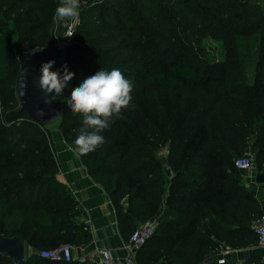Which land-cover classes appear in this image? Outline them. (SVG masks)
<instances>
[{"label": "trees", "instance_id": "obj_1", "mask_svg": "<svg viewBox=\"0 0 264 264\" xmlns=\"http://www.w3.org/2000/svg\"><path fill=\"white\" fill-rule=\"evenodd\" d=\"M156 1L100 0L83 8L73 43L61 51L63 57H57L51 70L63 74V66L77 54L99 53L105 70L118 68L130 81L151 79L157 90L190 89L203 96L206 105L201 112L182 120L150 116L145 122L123 110V118L100 133L105 143L79 159L109 197L127 240L140 223L160 212L152 236L135 253L136 264H264L257 251L239 263L226 258L218 263L222 248L239 251L257 247L253 223L263 213L257 198L244 185L234 160L252 153L255 172L264 173V110H258L253 118L239 112L242 103L264 106V47L260 48L252 83L240 74L238 87L229 89L238 70L228 61L234 34H248L239 30L249 28L248 10L261 1L239 0L238 25L227 33L230 41L224 42L230 43L224 48L229 53L227 61L215 67L207 64L208 73L191 61L168 58L175 38L154 32L165 34L172 21L162 23L161 15L154 12ZM216 2L220 0H166L164 8L177 10L182 4L187 14L200 15L202 11L191 4ZM58 3L0 0V234L18 237L32 250L17 264H91L73 259L50 261L39 254L44 248L65 244L80 247L93 237L85 213L66 184L57 178L55 156L34 148L42 141V128L20 109L16 89L20 65L14 52L28 53L49 46ZM101 15H116L118 29L100 19ZM222 15L228 18L229 12ZM261 40L263 44L264 35ZM191 48L200 60H207L198 52L200 49ZM123 50L133 57L119 60L116 54ZM132 60L151 66L149 79L135 71ZM86 78L73 76L61 95L50 94L60 111L62 138L72 149L83 123L82 116L72 113L67 102L72 89ZM195 133L197 138L189 142ZM23 134L34 135L35 139L27 140ZM19 147L27 148L39 159L33 164L20 161L14 157ZM164 148L170 177H166L163 162L154 154ZM0 264L16 263L0 254Z\"/></svg>", "mask_w": 264, "mask_h": 264}, {"label": "rangeland", "instance_id": "obj_2", "mask_svg": "<svg viewBox=\"0 0 264 264\" xmlns=\"http://www.w3.org/2000/svg\"><path fill=\"white\" fill-rule=\"evenodd\" d=\"M98 1L100 0H80L79 12L83 8L90 5H94ZM165 1L166 0H159L153 2V5L155 6L154 12L161 15L160 20L162 21V23L166 24L167 19H170L172 23L169 25V27H167V31L165 34L156 31L154 33H158L160 37L166 35L168 39L171 36L175 38L174 45L172 46L173 50L168 55V58H170V60L191 61L197 69L202 70L206 73L210 71V67H207V64H209L211 67H215L216 64L218 65L227 61L229 53H227L225 49L226 46L230 43L227 42V44L224 45V42L228 39L230 41V35L227 33H230V31L234 29L236 25H238V23H236V17L239 13V9L237 8V3L239 2V0H220V2L207 3V5H202L198 3V6L195 4H191L192 6L194 5L197 7V9L202 11L200 15L187 14V11L181 8L182 4H177L179 7L177 10L164 8ZM248 1L249 0H247V2ZM257 1L261 2L257 4L255 3V5L250 7V9L248 10L249 13H247L249 20V28H240L239 30L242 33L248 32V34L240 35L233 33L234 37L232 38V54L228 61L233 69L237 68L238 73L235 72V74H238V76L232 80V85L231 87H229V89H234L238 87L240 83L239 78L241 77L240 74L244 75L245 78L243 79L247 80V82L249 83H252L254 79L255 65L261 55L260 48L264 47V40L263 44L261 40L264 35V0ZM226 11L229 12L228 18L222 15L224 14V12L226 13ZM136 17L137 19H139L140 15L138 16L137 14ZM79 19V15L77 17H74V20L77 24L79 22ZM100 19L105 20L110 26H112L113 29H118L119 20L116 15H114L113 17L101 15ZM65 20H58L53 14V27L51 38H55L58 35L62 34ZM103 35V37H106L107 33H104ZM125 43L126 40H122V44ZM191 47H197L198 49H200L198 52L202 53L207 60H200L199 57L194 55L193 49ZM165 49L169 50L167 46L165 47ZM62 52L58 51L56 59L58 56L63 57ZM14 53L19 65H21V61L26 53H22L18 50ZM98 55H87L85 53L77 54L72 59V61L66 62L68 70L74 73V77L78 78L93 75L96 71L100 69L105 70V61ZM116 55L119 60L123 61L128 57H130V59L133 57V54L131 52H125V50L120 51ZM262 62L263 61H261V63ZM133 64L135 66L134 69L136 72H139L144 79H149L150 76L148 75V71L151 69V66L145 67V65L138 64L136 60L133 61ZM123 67L127 69L129 66L123 65ZM243 79L241 80L242 82ZM131 82L133 85V90L131 93L132 101L130 107L124 109V111L125 113H131L134 116L136 115L138 119L144 120L145 122L148 121L150 116H153L157 119L182 120L189 115L196 114L199 111L201 112V109L206 105V101L204 102L202 100L203 96L198 93H195L194 91H191L190 89L181 88L157 90L152 85L151 79L142 80L139 78L138 81L136 80ZM138 85L140 86L137 88ZM209 90H212V88H210ZM234 101L236 100H232L231 102ZM263 107L264 106L256 108L252 103H242L241 107L239 108V112L245 115V118H253L255 115H257L258 110H264ZM122 114L123 110L121 113V117H114L113 122H110V125L115 124L117 121H119L118 119L123 118ZM59 125V119L43 126L40 125L43 132V135L40 136V138L43 136L42 141L39 142V144H34V148L43 151V153H48V150L49 153L55 156V159V144L60 137L62 138ZM196 133L189 142L194 141L197 138ZM23 137L27 140L35 139L34 135L29 134H23ZM154 154L163 162L162 167L166 177H170L171 172L166 167V157L168 155L167 148H164L162 150H156ZM247 156H250V158L252 159L251 161L253 164V169L250 172H252L251 174L254 177V174H256L253 162L254 157L252 153H247ZM14 157H18L20 161H23L26 164H33L39 159L37 154H30V152L27 151V148L24 147L17 148ZM159 215L160 212L156 216H153L152 219H158ZM0 237L4 236L0 234ZM53 248L55 247L46 249ZM35 251L38 252L39 250ZM41 251H39V254ZM259 251L261 255L264 254V249H259ZM31 253L32 250H30L29 246H26L25 244L24 259H26Z\"/></svg>", "mask_w": 264, "mask_h": 264}, {"label": "clouds", "instance_id": "obj_3", "mask_svg": "<svg viewBox=\"0 0 264 264\" xmlns=\"http://www.w3.org/2000/svg\"><path fill=\"white\" fill-rule=\"evenodd\" d=\"M79 9L80 0H60L54 15L58 20L74 18L79 15ZM54 64V60H49L40 67L38 84L46 104L52 102L50 94L61 95L74 76L67 65L63 66V74L51 70ZM132 90V82L118 68L100 69L72 89L67 105L72 113L82 116L83 123L74 141V155H87L105 143L100 133L109 128L114 117H121L122 110L130 107Z\"/></svg>", "mask_w": 264, "mask_h": 264}, {"label": "crops", "instance_id": "obj_4", "mask_svg": "<svg viewBox=\"0 0 264 264\" xmlns=\"http://www.w3.org/2000/svg\"><path fill=\"white\" fill-rule=\"evenodd\" d=\"M56 161L58 165L57 178L66 184L71 194L77 200L79 207L85 213L84 220L92 233V241L80 247H73L72 259L95 264L98 260L97 249L107 248L117 258H123L131 252L129 239L127 240L115 216L111 201L103 188L95 183L87 173L79 157L73 154L72 148L60 137L55 144ZM244 185L248 187L259 201L264 212V184L255 182V174L241 171ZM253 249L231 250L221 249V255L227 260L239 263Z\"/></svg>", "mask_w": 264, "mask_h": 264}, {"label": "water", "instance_id": "obj_5", "mask_svg": "<svg viewBox=\"0 0 264 264\" xmlns=\"http://www.w3.org/2000/svg\"><path fill=\"white\" fill-rule=\"evenodd\" d=\"M54 43L55 38H51L48 47L25 54L16 83L21 110L42 126L60 118V111L55 103H45V94L38 84L42 63L55 61L58 55ZM254 180L257 184H264V173H256ZM0 254L9 257L16 264L20 263L25 258V242L18 237H0Z\"/></svg>", "mask_w": 264, "mask_h": 264}, {"label": "built area", "instance_id": "obj_6", "mask_svg": "<svg viewBox=\"0 0 264 264\" xmlns=\"http://www.w3.org/2000/svg\"><path fill=\"white\" fill-rule=\"evenodd\" d=\"M77 23L74 18L65 20L62 34L55 37V43L58 51L65 50L73 42ZM252 159L250 156L243 155L234 160V166L241 171H251L253 169ZM158 219H149L140 223L131 233L129 243L131 252L127 253L123 258L115 257L107 248L97 249L98 260L95 264H136L135 253L145 243V241L152 236ZM253 230L257 237V248L264 249V212L253 223ZM73 246L70 244L61 245L53 249H43L40 256L50 261H70L72 260ZM264 261V254L261 255ZM225 258L219 257L218 263H223Z\"/></svg>", "mask_w": 264, "mask_h": 264}]
</instances>
